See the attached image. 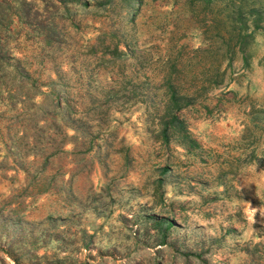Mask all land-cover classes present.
Wrapping results in <instances>:
<instances>
[{
    "label": "rangeland",
    "instance_id": "obj_1",
    "mask_svg": "<svg viewBox=\"0 0 264 264\" xmlns=\"http://www.w3.org/2000/svg\"><path fill=\"white\" fill-rule=\"evenodd\" d=\"M5 1L0 264H264V20L228 65L220 0Z\"/></svg>",
    "mask_w": 264,
    "mask_h": 264
},
{
    "label": "trees",
    "instance_id": "obj_2",
    "mask_svg": "<svg viewBox=\"0 0 264 264\" xmlns=\"http://www.w3.org/2000/svg\"><path fill=\"white\" fill-rule=\"evenodd\" d=\"M67 0H61L65 11L69 9L66 5ZM111 0H98V4L104 5ZM140 1V0H139ZM138 0H119V3H123L125 8H131L135 3L139 4ZM212 0H186L188 4L200 3L201 8L208 7ZM215 1V0H214ZM24 1L21 0L20 3ZM222 2L223 9L226 10L223 15H213L210 18V22L207 24L205 21L202 23L204 31H201L203 38L207 39V46H212L213 43L219 42L220 44L215 46L213 53L217 62L218 52L225 55L226 64H230V59L233 57L235 51H240V56L243 62L247 59V53L245 52V46L253 37V32L260 26L264 20V0H220ZM12 5L8 4L5 0H0V25L4 16L11 12ZM24 15L27 16V9L23 8ZM212 29L213 32L205 33V30ZM196 49L202 50L200 47ZM222 56V55H221ZM218 66L214 67V74L218 75ZM218 80V79H217ZM215 79V83L217 82ZM173 92L171 93V96ZM174 105L176 102L174 101ZM175 115H171L170 119L162 127V132L165 133L168 126L171 129H178L179 121L176 120Z\"/></svg>",
    "mask_w": 264,
    "mask_h": 264
}]
</instances>
